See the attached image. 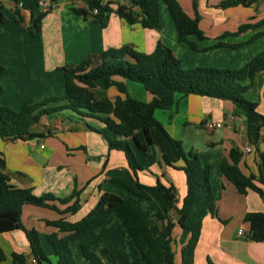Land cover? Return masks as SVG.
Returning <instances> with one entry per match:
<instances>
[{"label":"crops","instance_id":"crops-1","mask_svg":"<svg viewBox=\"0 0 264 264\" xmlns=\"http://www.w3.org/2000/svg\"><path fill=\"white\" fill-rule=\"evenodd\" d=\"M118 1L125 4L128 2ZM220 1L198 0L200 27L208 37L207 40L198 42L201 48L213 45L217 38L215 36L225 29L235 30L239 24L246 22V18H249L248 23H255L264 18V14L254 17L253 7L238 6L225 10L217 8L216 5ZM0 2L8 19L7 24L0 22V64L6 67L2 79L4 90L0 94V105L15 110L45 97L63 95L64 76L58 68L78 64L91 54L109 48H120L126 44H130L134 51L152 53L160 39L176 53V48L180 47L174 23L164 6H161L160 25L154 29L144 28L140 22L129 23L115 12L110 15L108 25L103 28L93 19H85L72 11L73 7H86L84 2L83 4L75 0H63L54 3L47 10V15L42 19L41 32L32 34L29 30L31 11L39 14L44 10L39 6L32 9L31 0H19L18 3L14 0ZM179 2L186 13L194 17L193 0ZM17 6L24 18L20 23L14 14ZM113 8L116 9V5H113ZM233 15L237 17H232ZM228 21L234 25L226 27ZM252 33L254 34V31L246 34L247 36L227 37L225 42L246 41ZM253 46V52H249L250 54L242 60L235 56L234 60L239 61L235 67H240L264 50V37L242 49H217L210 56L195 58V63H191L189 67L206 64L222 67L219 65H225V60L219 58L220 56L240 50L237 52L239 54ZM126 83L132 96L147 102L151 100L152 95L145 94L140 88L141 84L131 81ZM136 90L141 96L137 95ZM97 93L102 98L111 99L118 95L114 87L106 88L103 81L98 82ZM246 95L257 103V112L264 116V72L256 75L254 85ZM155 117L172 138L181 141L186 154L190 151L198 153L202 163L211 167L216 208L214 213L207 212L202 218L194 264H208V258L216 264H264V242L245 240L238 235L240 229L246 234L250 230V225L244 222L247 213L264 212V185L256 181L263 190V196L253 190L242 195L221 171L222 161L226 159L231 162V149L238 147L243 152L239 164L242 171L247 175H258L260 153L264 150V126L259 129V117L251 118L230 101L197 95L184 97L179 94L176 95L172 108L156 110ZM209 123H212L214 128H208ZM89 126L102 128L103 124L63 110L44 116L41 123L32 128L33 132L43 134L42 137L27 141H8L0 137V157L5 162L1 170L10 177L14 186L32 189L37 196L52 194L55 197L52 204H56L61 210L71 202L65 205L61 204L59 199L71 195L77 186L81 190V208L77 213L66 216V220L70 222H77L86 216L105 192L131 198L157 237H162L161 224L154 217V203L143 197H132L122 184L114 180H122L134 187L136 181L151 187H155L158 182L165 186L173 185L176 188V206L180 208L188 190L186 173L162 161L164 155L176 157L172 142L160 128H152L153 147L148 151H139L134 147L144 167L135 174L130 169L124 152L109 150L102 135L91 130ZM246 147L251 148L249 153L245 151ZM184 164L185 161L180 159L175 166ZM150 195L164 211L168 201L163 193L159 189H153ZM26 212L29 213L28 223L23 221ZM168 215L176 223L173 230L174 250L176 262L181 264L182 245L179 238L182 229L177 224L178 213L173 209ZM61 217L50 208L33 205L23 207L24 226L40 232L42 243L53 264L56 263V258L47 236L59 233V230L48 225L46 221ZM92 239L102 240L93 246V250L110 264H146L123 221L115 215L88 237L71 244L80 264H88L82 255L81 244ZM0 245L7 255V260L1 264H12V252L30 255V244L23 230L0 234Z\"/></svg>","mask_w":264,"mask_h":264},{"label":"trees","instance_id":"trees-1","mask_svg":"<svg viewBox=\"0 0 264 264\" xmlns=\"http://www.w3.org/2000/svg\"><path fill=\"white\" fill-rule=\"evenodd\" d=\"M39 1L31 0L32 9L38 6ZM51 1L58 3L62 0ZM82 1L86 7H73L72 11L85 19H93L103 28L108 25L110 15L115 12L129 23L140 22L144 28L154 29L160 25L161 6H164L174 23L178 43L185 44L197 52L220 48L238 50L264 37V29L259 30L264 27L263 18L255 23L241 24L237 31L224 33L211 46L199 47L198 42H203L208 37L200 27L197 0H193L194 17L186 13L179 0H128L127 4L118 0ZM257 1L221 0L216 7L223 10L238 6L255 7ZM113 5H116V9ZM3 9L0 2V22L7 24L8 19ZM95 9L98 10L97 13H94ZM47 13L48 11H43L36 14L31 11L29 30L32 34L41 32L42 19ZM14 14L17 22L24 21L19 6L14 9ZM247 30L256 32L246 41L230 43L223 40L227 37H237ZM58 70L64 76L63 95L26 103L20 110L0 105L1 138L8 141H27L42 137L43 134L33 132L32 128L40 124L44 116L69 110L81 118L101 122L102 128H89L102 135L109 150L124 152L130 169L137 174L144 167L134 147L139 151H148L153 147L151 129L158 127L172 142L176 155L175 158L164 155L162 161L186 173L187 195L182 206L177 208L176 188L173 185L165 186L158 182L155 187H151L136 181L134 187L122 180H114L122 184L132 197H143L154 203V217L161 224L162 237H157L131 198H123L109 192L103 193L97 205L81 220L70 222L66 220V216L77 213L81 208V190L77 186L71 195L59 199L61 204L71 202L61 210L56 204H52L55 199L52 194L37 196L32 189L12 185L10 177L1 170L5 162L0 157V234L23 230L30 244V255L36 259L37 264H53L43 247L40 232L35 228H26L22 221L25 205L50 208L62 216L53 221H46L63 234L52 233L47 236L56 258L55 264H80L71 244L88 237L115 215L123 221L146 264H178L173 237L176 223L168 215L171 210L176 209L177 224L182 229L179 238L182 245L181 264H194L202 218L207 212L214 213L216 208L211 167L202 163L198 153L190 151L186 154L181 141L167 133L155 117V111L172 108L178 94L184 97H212L230 101L247 114L259 117L260 129L264 126V116L257 112V103L250 100L246 93L253 87L256 75L264 72V50L240 67L196 65L184 68L181 57L160 39L152 53L134 51L130 44H126L120 48H109L91 54L78 64L64 65ZM5 73L6 67L0 64V94L4 90L2 79ZM99 81H103L106 88L114 87L118 92L116 98L100 97L97 93ZM127 81L143 85L152 95V101L145 102L132 96L128 91ZM242 156L243 152L238 147H233L230 152L231 162L226 159L222 161L223 175L236 187L239 194L245 195L249 190H253L263 196V190L256 181L264 185V150L260 153L258 175H247L242 171L239 166ZM180 159H183L185 164L175 166ZM153 189H159L168 201L164 211L151 197L150 191ZM244 222L250 225V230L243 238L257 243L264 242V212H249L245 215ZM100 241L102 242L101 239H92L81 244L82 255L88 264H110L93 250V246ZM11 257L12 264H29L27 256L23 253L12 252ZM6 260L7 255L0 245V264ZM208 264L216 263L208 258Z\"/></svg>","mask_w":264,"mask_h":264},{"label":"rangeland","instance_id":"rangeland-1","mask_svg":"<svg viewBox=\"0 0 264 264\" xmlns=\"http://www.w3.org/2000/svg\"><path fill=\"white\" fill-rule=\"evenodd\" d=\"M63 1V0H62ZM82 2V1H81ZM197 2H198V0H197ZM83 3V2H82ZM84 4V3H83ZM193 10H194V7H193ZM194 13H195V10H194ZM200 14V13H199ZM237 15H241V14H238V13H236ZM264 14V0H258L257 2H256V4H255V7H253L252 8V15H254V17H259V16H262ZM237 15H233L232 17H237ZM251 18V17H250ZM247 20H246V22H242L241 24H245V23H248L247 21L249 20V18H246ZM260 21V20H259ZM241 24H239L238 25V27L241 25ZM234 24H230V22L228 21L227 22V24H225V26L226 27H232ZM238 27L235 29V30H227V29H225V30H223L222 32H220V34H218V36H215V37H217V38H219V37H221V36H223V34L224 33H226V32H230V31H237V29H238ZM259 30H263V27L261 28V29H259ZM258 30V31H259ZM252 30H247L246 32H244V33H242V34H240V35H238L237 37H239V36H244V35H246V34H248L249 32H251ZM256 31H254V33H255ZM253 34V33H252ZM247 36V35H246ZM250 37H251V35H250ZM249 37V38H250ZM216 38V39H217ZM226 39V38H225ZM225 39H223L224 41H225ZM183 47H185V48H183ZM189 50V51H187V49ZM255 48V46H253V47H251V48H249L248 50H243V52H241V53H237V52H240V50L239 51H235L236 53H233V54H228V55H222V56H220L219 58H223V61L225 60V65H226V67H230L231 66V68H235V66L239 63V61L237 60V59H235L234 60V58H235V56L237 55V57H239V59H243V57H245V56H247V54H250L249 52H253V49ZM212 51L210 52V50L209 51H203V52H197V51H194V50H192V49H190L187 45H185V44H180V47H178V49L176 48V51H177V54H179L180 55V57H181V59L183 60V66H184V68H187V67H189V65L191 64V63H195V58H203L204 56H210L211 54H214V52L217 50V49H211ZM242 51V50H241ZM261 52V51H260ZM201 63H203V62H201ZM207 65V64H206ZM225 65H223V64H220L219 66H225ZM207 66H210V65H207ZM216 66H218L217 64H215L214 65V67H216ZM137 85V84H136ZM138 86V85H137ZM141 87V89L145 92V94H147L148 96H151V94L149 93V92H147L146 91V89L143 87V85H140ZM137 92V95H139V96H141L140 94H139V92H138V90H136ZM146 95V96H147ZM140 99V98H139ZM142 101H145L144 99H142ZM152 101V96H151V100L149 101V102H151ZM145 102H147V101H145ZM250 115V117L251 118H253L255 115H253V114H249ZM29 208H36V207H29ZM38 210H40V209H38ZM23 221H25V223H28V221H29V213L28 212H26L25 214H24V220ZM10 239H7V241H9ZM43 240L45 241V238H43ZM41 241H42V239H41ZM43 244V243H42ZM43 247H44V245H43ZM44 249H45V247H44ZM46 250V249H45ZM47 252V251H46ZM28 258V263L29 264H37V262L36 263H34V262H32V259L34 258V257H32L31 255H29L28 254V256H27Z\"/></svg>","mask_w":264,"mask_h":264},{"label":"built area","instance_id":"built-area-1","mask_svg":"<svg viewBox=\"0 0 264 264\" xmlns=\"http://www.w3.org/2000/svg\"><path fill=\"white\" fill-rule=\"evenodd\" d=\"M81 1L82 0H75V2H79V3H81ZM53 4H54V2H52L51 0H40L38 6L41 7L44 11H47L53 6ZM97 12H98V10L95 9L94 13H97ZM207 127L210 129L214 128L212 123L207 124ZM42 147H44V146H42ZM245 151L249 153L251 151V148L246 147ZM238 235L243 238L246 236V233L242 229H240L238 232ZM32 262L36 263L37 261L35 258H33Z\"/></svg>","mask_w":264,"mask_h":264}]
</instances>
